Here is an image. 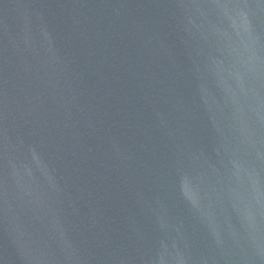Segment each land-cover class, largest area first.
<instances>
[{
  "label": "water",
  "instance_id": "obj_1",
  "mask_svg": "<svg viewBox=\"0 0 264 264\" xmlns=\"http://www.w3.org/2000/svg\"><path fill=\"white\" fill-rule=\"evenodd\" d=\"M0 264H264V0H0Z\"/></svg>",
  "mask_w": 264,
  "mask_h": 264
}]
</instances>
